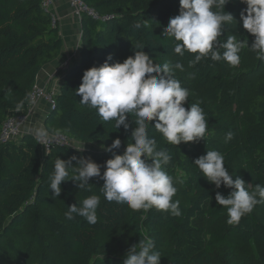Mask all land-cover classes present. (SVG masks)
I'll return each instance as SVG.
<instances>
[{"label":"trees","instance_id":"1","mask_svg":"<svg viewBox=\"0 0 264 264\" xmlns=\"http://www.w3.org/2000/svg\"><path fill=\"white\" fill-rule=\"evenodd\" d=\"M43 0H0V131L15 104L37 87L39 71L55 60L63 49L58 22L52 24L43 10ZM105 21L81 17L82 43L76 65L66 69L55 94L54 110L45 122V130L72 141L69 147L53 146L42 153L34 136L0 143V264H49V251H55L66 264H123L129 247L150 237L155 250L165 256L166 264H264V203L255 206L238 225H228L227 210L218 205L215 195L227 197L231 189H216L193 164L207 150L225 156V166L245 180L251 191L264 185V63L247 48L241 51L237 68L225 62L201 61L190 67L194 54H174V43L163 32L169 19L179 14V0H82ZM246 5L229 0L225 11L236 20L224 26V36L253 37L240 24V12ZM136 23L142 25L137 29ZM142 42L144 51L155 63L181 62L184 72H176L183 87L190 89L191 103L202 101L208 116L209 133L198 143L172 146L160 142L172 155L166 171L177 188L180 216H171L155 208L133 211L124 204L107 202L100 188L103 180L92 178L91 190L77 188L75 182H62V193L53 198L48 177L59 157H90L103 163L113 157L101 145L116 138L122 146L114 150L122 155L135 127L131 116L126 132L114 131L75 95L84 70L100 66L111 54L122 62L134 55L133 45ZM10 90V91H9ZM30 104H25L27 112ZM134 119V118H133ZM231 131L234 137L225 142ZM159 141V133L151 131ZM129 140V141H128ZM77 144V150L73 147ZM75 161L73 165L75 166ZM103 172V168L101 170ZM177 173H181L178 176ZM71 177V173H70ZM89 195H98L97 222L92 225L76 216H64L69 205H81ZM127 231V232H126ZM100 259L99 257H102Z\"/></svg>","mask_w":264,"mask_h":264},{"label":"clouds","instance_id":"2","mask_svg":"<svg viewBox=\"0 0 264 264\" xmlns=\"http://www.w3.org/2000/svg\"><path fill=\"white\" fill-rule=\"evenodd\" d=\"M229 0H179V14L169 19L164 33L174 43V54L181 57L185 53L194 54L189 66L204 60L223 61L226 66L237 68L241 64L240 53L247 48L254 52L256 59L264 63V0H240L246 5L240 12V24L253 37L240 39L236 34L224 36V26L236 20L225 11ZM139 29L140 23L134 25ZM145 44L133 45L134 55L122 62L113 61L109 54L100 66L84 70L81 83L75 89L80 96V104L95 109V114L104 123L111 124L114 131L121 126L127 132L131 116L135 127L131 131L122 155L115 154L122 146L116 138L110 145H101L105 152L113 153L103 165L90 157L72 156L68 160L54 161L48 177L53 198L62 193V182L73 181L80 190H91L90 180H103L100 190L104 199L111 203L124 204L133 211L151 210L180 216V201L173 200L177 193L173 177L166 171L172 162V155L160 142L178 146L181 143H198L209 133L208 116L201 106L202 101H189L190 89L182 86L176 72H184V65L175 63H155L145 51ZM10 91V90H9ZM35 105L36 98L27 93L15 104L17 112L23 111L25 104ZM134 118V119H133ZM38 142L47 140L49 133L44 128L29 129ZM159 133V141L149 133ZM229 131L225 142L233 139ZM128 140V141H129ZM83 150L82 148H76ZM75 161V166L73 165ZM193 164L202 176L219 189L222 185L231 189L225 197L220 192L215 195L218 205L227 210L228 225H238L243 217L252 213L255 206L264 203V185L257 183L250 191L243 178L233 175L225 166V156L217 150H207L205 155L194 159ZM103 168V172L101 171ZM71 173V177H70ZM101 204L98 195H89L81 205H69L64 213L68 220L76 216L89 224H96L97 209ZM155 242L143 237L126 252L123 264H161V254L155 250ZM103 259L102 257H99Z\"/></svg>","mask_w":264,"mask_h":264},{"label":"crops","instance_id":"3","mask_svg":"<svg viewBox=\"0 0 264 264\" xmlns=\"http://www.w3.org/2000/svg\"><path fill=\"white\" fill-rule=\"evenodd\" d=\"M50 10L58 22V34L63 42V49L55 60L46 64L39 71L36 83L39 89L57 94L66 69L76 65L79 60L83 32L81 19L74 15L67 0H51ZM36 100L37 103L35 105L30 104L32 113L28 121L23 125L21 135L34 136L29 129H45V122L51 114V109L43 100ZM73 147L78 148L80 146L73 144ZM41 152L44 153L43 151Z\"/></svg>","mask_w":264,"mask_h":264},{"label":"built area","instance_id":"4","mask_svg":"<svg viewBox=\"0 0 264 264\" xmlns=\"http://www.w3.org/2000/svg\"><path fill=\"white\" fill-rule=\"evenodd\" d=\"M67 1L74 15L80 19L82 16H87L95 21L106 20L105 18H100L99 15L92 8L86 6L82 2V0H67ZM50 6H51V0H43L41 2V7L45 12H47L50 15L52 24H54L55 21L57 20L54 14L51 12ZM32 94L36 99H40L46 102L50 106L51 111L54 110L55 93L47 90L35 88ZM31 113L32 112L29 106L27 112H18L8 116L0 131V143L8 142L11 140H17V138L21 136L22 127L28 121L29 117L31 116ZM35 142L39 147V149H41L44 153L49 152V150L53 146L69 147L72 145V141H70L67 137L61 134L49 135L47 140L43 142H38L35 139Z\"/></svg>","mask_w":264,"mask_h":264},{"label":"rangeland","instance_id":"5","mask_svg":"<svg viewBox=\"0 0 264 264\" xmlns=\"http://www.w3.org/2000/svg\"><path fill=\"white\" fill-rule=\"evenodd\" d=\"M177 174L178 176L181 175V173H177ZM177 199L178 198H175V196L173 197V200H177ZM47 254L49 255V264H66V260L63 259L62 256L59 255L57 252L49 251ZM161 264H166L165 256L163 255H161Z\"/></svg>","mask_w":264,"mask_h":264},{"label":"water","instance_id":"6","mask_svg":"<svg viewBox=\"0 0 264 264\" xmlns=\"http://www.w3.org/2000/svg\"><path fill=\"white\" fill-rule=\"evenodd\" d=\"M42 151V150H41Z\"/></svg>","mask_w":264,"mask_h":264}]
</instances>
